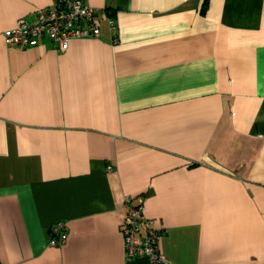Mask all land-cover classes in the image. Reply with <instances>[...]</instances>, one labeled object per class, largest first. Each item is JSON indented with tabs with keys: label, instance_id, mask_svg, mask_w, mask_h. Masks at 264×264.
I'll return each mask as SVG.
<instances>
[{
	"label": "crops",
	"instance_id": "1",
	"mask_svg": "<svg viewBox=\"0 0 264 264\" xmlns=\"http://www.w3.org/2000/svg\"><path fill=\"white\" fill-rule=\"evenodd\" d=\"M85 1L59 50L3 33L59 0H0V264H264V0ZM127 197L167 262L127 257Z\"/></svg>",
	"mask_w": 264,
	"mask_h": 264
},
{
	"label": "built area",
	"instance_id": "2",
	"mask_svg": "<svg viewBox=\"0 0 264 264\" xmlns=\"http://www.w3.org/2000/svg\"><path fill=\"white\" fill-rule=\"evenodd\" d=\"M108 19L113 41H117V24L113 17ZM100 32L98 8L85 0H59L55 6H41L33 19L21 17L15 25L3 31L5 42L9 45H36L41 38L48 37L59 50H66L73 37H98ZM68 234L67 223L57 221L50 227L49 242L61 244ZM123 234L127 257L144 255L152 261L169 260L161 247L163 230L144 213L143 199L132 202L127 197Z\"/></svg>",
	"mask_w": 264,
	"mask_h": 264
}]
</instances>
